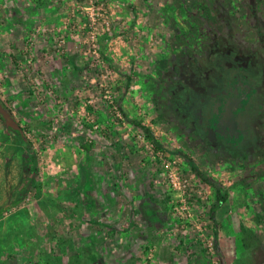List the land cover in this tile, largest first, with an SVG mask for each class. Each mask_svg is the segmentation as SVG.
<instances>
[{"label": "rangeland", "instance_id": "rangeland-1", "mask_svg": "<svg viewBox=\"0 0 264 264\" xmlns=\"http://www.w3.org/2000/svg\"><path fill=\"white\" fill-rule=\"evenodd\" d=\"M6 2L0 99L29 139L38 173L0 217V264H264V159L199 140L188 121L194 96L176 87L206 28L263 2L56 0L65 14L50 24H33L32 11L23 21ZM133 121L228 194L216 214L219 252L214 189L179 155L155 151ZM25 150L0 117V207L35 173Z\"/></svg>", "mask_w": 264, "mask_h": 264}, {"label": "flooded vegetation", "instance_id": "flooded-vegetation-1", "mask_svg": "<svg viewBox=\"0 0 264 264\" xmlns=\"http://www.w3.org/2000/svg\"><path fill=\"white\" fill-rule=\"evenodd\" d=\"M263 4L250 14H223L220 26L206 28L207 40L188 58L182 85H176L194 96L188 121L196 137L239 158L264 159ZM230 18L234 27L225 23Z\"/></svg>", "mask_w": 264, "mask_h": 264}, {"label": "trees", "instance_id": "trees-1", "mask_svg": "<svg viewBox=\"0 0 264 264\" xmlns=\"http://www.w3.org/2000/svg\"><path fill=\"white\" fill-rule=\"evenodd\" d=\"M0 101L2 102L3 106L9 111L8 107L3 103V101L0 99ZM119 108L121 109L120 104H118ZM10 112V111H9ZM1 120L3 121V123L5 124V121L2 117V115L0 114ZM133 125H135L136 127H138L139 129H141L145 136L147 137V139L150 141L151 145L153 146V148L155 149V151H162L165 153H173L176 155H179L180 157H182L185 162L187 163V165L190 167L191 171L197 176L199 177L206 185L210 186L211 188L214 189L215 191V197L216 200L215 202L211 205L210 210H209V217L212 221L213 224V232H214V249L216 252H219V244H218V231H219V224L217 222V211L219 208L222 207V205H224L227 200H228V194L225 192V190L218 184V182L213 179L212 177H210L209 175H207L206 173H204L200 167L197 165L196 161L188 156L187 154L183 153L180 150H176L174 152H170L169 150H167L161 143L160 141L157 139L155 132L153 131V129L141 122H136L133 121L132 122ZM14 133L17 135V137L24 143H26L22 137L19 135L18 132L14 131ZM86 149H88L87 146H85ZM28 152L31 155V157H33V165H34V175L25 182V187L20 191V194L17 196V198L15 197V199L12 201L14 204V207H16L19 203H20V199L23 198V196H26L29 191L35 187V178L36 175L38 173V165H37V156L36 154L32 151V146L31 143L28 144L26 143V150L23 152V156L25 158V160H27L28 157ZM83 173H85V171H82ZM27 176V174H25ZM82 180H81V186H82Z\"/></svg>", "mask_w": 264, "mask_h": 264}, {"label": "crops", "instance_id": "crops-1", "mask_svg": "<svg viewBox=\"0 0 264 264\" xmlns=\"http://www.w3.org/2000/svg\"><path fill=\"white\" fill-rule=\"evenodd\" d=\"M6 3H8L7 8L10 10V12L8 13L21 14V18L23 21L29 19L28 16H25V14H30L29 11H32V14L37 13L38 15L35 17V19L34 17L30 18L33 24L39 19L41 20V22L42 19H45L46 21H48L47 24H50L51 21H53L57 17V14H65V11L63 9L65 5H58L56 0H24V3L15 2L14 0H7ZM42 4H46V6ZM61 4H64V2H62Z\"/></svg>", "mask_w": 264, "mask_h": 264}, {"label": "water", "instance_id": "water-1", "mask_svg": "<svg viewBox=\"0 0 264 264\" xmlns=\"http://www.w3.org/2000/svg\"><path fill=\"white\" fill-rule=\"evenodd\" d=\"M0 114L2 115L4 121H5V127L9 131H16L19 133V135L22 137V139L30 144L29 139L27 138L23 128L19 125V123L14 119L12 114L3 106L2 102L0 101ZM86 179V174L82 172V184H84ZM14 207V204L8 203L6 205H3L0 207V217L5 215L10 209Z\"/></svg>", "mask_w": 264, "mask_h": 264}]
</instances>
